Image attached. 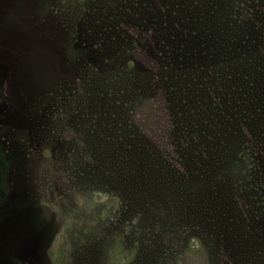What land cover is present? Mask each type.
<instances>
[{
    "label": "rangeland",
    "instance_id": "rangeland-1",
    "mask_svg": "<svg viewBox=\"0 0 264 264\" xmlns=\"http://www.w3.org/2000/svg\"><path fill=\"white\" fill-rule=\"evenodd\" d=\"M251 44L264 0H0V259L33 221L39 264H264L261 131L218 191L174 142L188 72Z\"/></svg>",
    "mask_w": 264,
    "mask_h": 264
},
{
    "label": "trees",
    "instance_id": "trees-1",
    "mask_svg": "<svg viewBox=\"0 0 264 264\" xmlns=\"http://www.w3.org/2000/svg\"><path fill=\"white\" fill-rule=\"evenodd\" d=\"M231 48V51L223 52V47L218 50L208 47L207 51L212 53V59L205 56L204 60L198 62L199 65L196 64L194 72H188L187 75L190 81L195 82V89L182 84L185 98L176 101L179 107L185 104V117L180 114L175 118V124L180 127L174 135V142L177 146L180 143L181 150L184 147L188 157L198 159V163L207 161L214 165L213 170L216 167L217 191L229 187V183H222L228 181L235 168L240 166V154H232L231 147L241 141L248 144L249 140L253 141V137H257V133L247 134L245 130L261 131L264 136V119H260L261 116L264 117V50L261 52L252 44L247 48L236 47L235 51V47ZM194 54L193 52V56ZM196 55L199 58V53ZM195 60L198 61L197 58ZM186 65L181 64V67L185 68ZM177 85L180 83L176 82L175 86ZM221 106L230 113L235 112V117L227 121L225 109L221 110ZM206 109L208 111L204 112ZM246 109L249 117L245 114ZM215 113L218 114L215 116ZM242 114L246 115L243 120L237 118ZM245 120L248 126H245ZM192 128L194 134L190 133ZM161 168L164 173L175 170L168 162ZM192 189L195 190L194 187Z\"/></svg>",
    "mask_w": 264,
    "mask_h": 264
},
{
    "label": "flooded vegetation",
    "instance_id": "flooded-vegetation-1",
    "mask_svg": "<svg viewBox=\"0 0 264 264\" xmlns=\"http://www.w3.org/2000/svg\"><path fill=\"white\" fill-rule=\"evenodd\" d=\"M2 209L3 206L0 205V221L4 216ZM35 213H37V210ZM20 228L28 236V247H26V251L22 253H15L9 257L2 255L0 260L8 262L9 264H39V256L36 251L39 245H41L43 227L38 226L37 224L33 223V221H27L26 226L24 225L23 228Z\"/></svg>",
    "mask_w": 264,
    "mask_h": 264
}]
</instances>
